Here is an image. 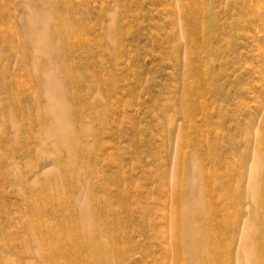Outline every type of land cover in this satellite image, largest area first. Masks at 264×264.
Listing matches in <instances>:
<instances>
[{
	"label": "rangeland",
	"instance_id": "rangeland-1",
	"mask_svg": "<svg viewBox=\"0 0 264 264\" xmlns=\"http://www.w3.org/2000/svg\"><path fill=\"white\" fill-rule=\"evenodd\" d=\"M6 1L13 47L0 32V73L12 71L6 73L19 104L13 102V111L25 113L18 117L17 110L13 122L25 124L13 123V134L0 129V264H71L65 227L82 228L81 204H90L98 241L107 243L111 226H106H116L112 237L123 248L122 264H175L174 197L167 185L171 180L197 185L200 165L234 198L224 221L219 191L211 185L212 201L204 206L214 217L208 228L219 239V257L236 264V252H249L244 240L250 230L249 189L260 167L258 139L264 150V0H209L211 12L204 19L193 0H70L75 45L47 56L65 88L69 127L76 131L86 178L75 189L71 178H59L54 185L68 190L59 199L50 195L48 181L63 173L66 148L53 140L43 144L39 124L30 118L47 103L42 81L50 67L41 64L33 72L38 54L21 36L33 28L44 32L37 19L46 7L42 0ZM55 42L50 36L49 43ZM257 201L250 250L258 253L250 261L264 264V177ZM200 202L190 197L183 205ZM34 218L35 227H23ZM49 235L50 245L67 253L43 263L36 255Z\"/></svg>",
	"mask_w": 264,
	"mask_h": 264
},
{
	"label": "bare ground",
	"instance_id": "bare-ground-1",
	"mask_svg": "<svg viewBox=\"0 0 264 264\" xmlns=\"http://www.w3.org/2000/svg\"><path fill=\"white\" fill-rule=\"evenodd\" d=\"M9 1L7 0L6 2H9ZM42 1L44 2V6L46 7V9H44L45 14L41 18L38 17L37 24H40L43 26L44 32L42 34H39L38 29L33 28L30 31L23 32L22 34L21 33L20 34L24 39L23 41H24L27 49L31 45V47H34L37 51L38 55H37L36 59H34V64L36 67L34 68L33 72H36V74H37V68L41 64H46L50 67V74L47 75V77L44 79V81H42V83L44 84V85H42L43 89H44L43 91L47 97L46 98L47 103L43 109H40L39 111H37L35 113V115H32L33 117L30 116V118H33L34 121L37 122V124H39L37 128L41 130V133H39V134H41L40 135L41 138L44 139L42 142L43 144H44V141L53 140L54 143H56L58 145H62L63 147L66 148V158H65V162H64L63 173H61L60 170H59V172H55L53 175H51L49 177L50 181H48L49 182L48 185H51L54 189L57 186V190L56 189L54 190L52 188L53 193L52 194L50 193V195L54 194L56 196L53 195L52 197H56L59 199V198H61V196H64V195L66 197V195L68 194L67 193L68 190H67V188L63 189L62 188L63 186L60 187L61 185L60 186L54 185L55 182H59V181H57V180H59V178H60V181H62L61 179H65L62 176L66 175L67 177L71 178L74 181L71 188L75 189L74 185H77L78 183L81 184L80 182H78V180H80V177L82 180H83V178H86L84 176V174H86V172H85L86 162L84 161V158L81 156V154L83 155V152H82V149L79 146L78 140L76 138V131L73 130V128L71 129V127H69V122H68V117H69V110L68 109L69 108L67 106L69 104L67 103V101L64 98V96H65L63 93L64 87L61 86V82H59V80L57 79V76L59 75V73L57 75V70L54 67L51 60L48 58L47 54H49L50 52L57 51V49H61V48L64 49V47L72 48L71 44H73V41H71L72 42L71 43L70 39H72V34H73V36H75L76 30L71 23V19H70V15H69L70 10L68 7H70V4H69L70 0H42ZM0 3H1L0 4V7H1L0 8V32H2L1 40L5 43L8 42L13 47V15H9V17H7L8 15H5L6 9L5 8L3 9V7L6 4H5V2H2V0ZM192 3H193V6L197 10L196 12L198 14H201L203 19H204L205 15H208L211 12L209 0H193ZM47 7H48V9H47ZM70 14H72V13H70ZM206 28H207V25H206ZM206 28H204V29H206ZM52 35L56 37V40H58L59 43H57V42L49 43V37ZM74 40L76 41V39H74ZM202 43H205V42L202 41ZM0 44L2 45V43H0ZM73 45H75V44H73ZM27 49L26 48L24 49L25 53L27 52ZM58 51H60V50H58ZM65 53H67V51H65ZM50 56H51V54H50ZM8 70H9L8 68L5 69V71L7 73H8ZM6 72H4V75H2V73H0L2 75V77L4 76L2 78L3 84H2V82H0L1 86H2V89L0 90V125H1L0 129L4 130V132L9 130V131H11L10 134L11 133L13 134V123L16 125L19 124V123L17 124L15 121L13 122V116H15L16 115L15 112H17V110L19 112L20 109L15 108L16 111L15 112L13 111V109H14L13 102L15 103V105L18 103H16L13 100V82H11L10 80L8 81V74ZM11 72L12 71H10L9 75H11ZM61 73H63V72H61ZM66 74L69 75L68 73H66ZM12 76H13V74H12ZM9 77H11V76H9ZM11 80H13V79H11ZM66 80H68V79L66 78ZM18 106H19V104H18ZM13 113L15 115H13ZM20 113L22 114V112H19V113H17V115ZM23 114H25V113H23ZM23 114L21 115L22 117L24 116ZM21 116L18 115V117H21ZM21 119L23 121V118H20V120ZM28 119H26V122L29 121ZM16 120H17V122L20 121L19 118H17ZM34 121L33 120L31 121V119H30V122H34ZM23 124H25V123H22V125ZM22 125H20V126L22 127ZM33 125H35V124H33ZM29 127L30 126H27V128H29ZM15 128H17V126ZM18 128H20V127H18ZM1 130H0V132H2ZM14 132H16V131H14ZM19 134L20 133H18V135ZM11 136H13V135H11ZM20 136L21 135H19L17 137H20ZM8 138H10V137H8ZM15 139L18 140V138H15ZM40 141H42V139ZM256 150H257L256 157L258 159L260 167H258L255 170L254 178L251 181V185H250V189H249V194H251V199L249 202V205H250V212L249 213H250L251 219H250V221H248L247 226L249 227L250 230L247 231V233L245 235V240H244V244H246L249 247V252L246 253V250H243L240 253H239V251L236 252L235 256L233 257V258H236V264L252 263L250 260H253V259L256 260L255 258H257V257H255V256L258 253V252H256L254 254L255 255L254 256L252 253V250H250V249H251V246H252V248L254 246L251 243L253 242V238L255 235V232L253 229V227L255 226L254 225L255 218L260 214L259 213L260 211L257 210L256 205L258 202L257 201V194H258L259 183H260L261 177H264V167L262 168V165L264 166V150H262V139L257 140ZM194 156L196 157V159H197V157H200L202 159L205 158V156L202 157L201 155H198L197 153H195ZM210 157H211V155H210ZM203 168H204L203 165L202 166L200 165V167L196 170L198 178L200 177L199 178L200 180H198L199 182L197 185L189 183L188 182L189 180L186 181L187 185H183L182 183H180L176 180L175 181L171 180L169 182V184L167 185L169 192L174 197V200L171 204L172 212H171L170 217L172 219L171 220V222H172L171 223V225H172L171 246H172V249H174V251H175V264H224L223 261L225 260V258L224 257L220 258L217 251H216L218 246H219V241H218L219 239L216 237L215 234H213V231L211 232L209 230L210 227L208 228L209 223L212 224L211 219H210L211 211L208 212L205 209L204 205H206V203H207V202H205V200H207L209 203H211V201H212L211 200L212 195H211V193H209V186L211 185L212 189H214L215 191H217V190L219 191L218 192V194H219V196H218L219 197L218 198L219 203L218 204L220 205L219 211L221 212V217L223 219L222 221H224V220H226V217L228 216L229 207L234 202V198H232V199L228 198L226 193H225L226 190L224 189V186L222 185V183H218L216 180L210 178V177L214 176L213 172L209 169L206 170L205 168L204 169ZM82 170H83V174H82L83 176L81 175ZM175 172H176V170H175ZM172 177H174V170H173V176ZM54 179H55V181L53 183ZM82 183H84V182H82ZM56 184H58V183H56ZM82 185H84V184H82ZM46 186H47V184H46ZM68 189H70V187H68ZM72 189H71V191H72ZM221 192L224 194L222 195ZM190 197L194 198V200H197V201L201 199V202L194 204V205L190 204L191 207L190 206L189 207L184 206L183 203H185V201L187 199H190ZM61 200H63V199H61ZM61 200H59V201H61ZM57 203H60V202H57ZM200 204H202V206ZM86 205L87 204H85V205L81 204L79 206V210H78L79 215L77 217V220L79 223L82 224V228H79V225H78V227H76V231H71V228H73L74 226H71V227L66 226L65 227V230H66L65 233L67 234L65 236L69 239V241H71L67 246V251L69 254V259L71 261V264H122L121 259H122V257H124L123 253H122L123 248H121L119 245V242L115 238L112 237V235L114 233H116V231H117L116 226L112 225L111 222L109 223L110 225L106 226V228L111 226V229L108 230L106 233V236L109 240L107 243H103L101 241H98L99 231H98V228L96 227L97 225L93 226L94 225L93 222H95L96 224H98V222H96L94 218H93L94 220L89 218L88 213H89L90 209L88 210V208H90V207H87V206H90V204L87 206ZM97 206H99V205H97ZM103 207H104V205H103ZM106 208H107V206H106ZM258 209H260V208H258ZM91 210L93 211V209H91ZM67 211H68V209H67ZM103 217H105V216H103ZM103 217H101V218H103ZM211 218L212 219L214 218L213 215H211ZM215 219L218 220V218H215ZM38 220L39 219H37V218H34L33 220L28 219L23 223V227L28 229V230L32 229L33 227L36 226V224L38 223ZM43 222H45V221H43ZM221 224H222V222H221ZM184 226L186 227L187 230L182 229ZM223 227H225V226H223ZM225 229H223V230H225ZM56 234H57V232H54L52 234L53 235L52 237L55 238ZM33 235L35 237L36 234L33 233ZM39 238H38V240H39ZM32 239H33V237H32ZM35 241H37V240H35ZM51 241H52L51 235L45 236L41 240L42 247H40V251L39 250L37 251L36 258H38V260L42 261L43 263H46V261H48V260L51 261L52 259H56L58 257H63V254L66 251V250L63 251V249H62V252L56 251V249H54L52 247V243L50 245ZM39 245H40V243H39ZM172 249H171V251H172ZM79 250H81V252H79ZM253 250H255V249H253ZM67 251H66V253H67ZM257 256H259V255H257ZM233 258L230 256L229 262H232L231 260H233ZM248 261H250V262H248ZM252 264H254V262Z\"/></svg>",
	"mask_w": 264,
	"mask_h": 264
}]
</instances>
